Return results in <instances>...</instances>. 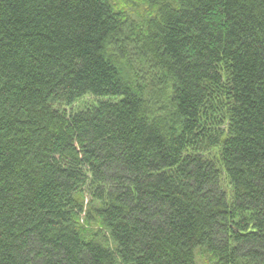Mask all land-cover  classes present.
Wrapping results in <instances>:
<instances>
[{"label":"trees","instance_id":"1","mask_svg":"<svg viewBox=\"0 0 264 264\" xmlns=\"http://www.w3.org/2000/svg\"><path fill=\"white\" fill-rule=\"evenodd\" d=\"M0 0V264H264V0Z\"/></svg>","mask_w":264,"mask_h":264},{"label":"rangeland","instance_id":"2","mask_svg":"<svg viewBox=\"0 0 264 264\" xmlns=\"http://www.w3.org/2000/svg\"><path fill=\"white\" fill-rule=\"evenodd\" d=\"M122 7L126 10L127 14L131 15L135 19L142 17L145 6L141 0H120ZM196 261L198 264H211L210 258L202 251L196 252Z\"/></svg>","mask_w":264,"mask_h":264}]
</instances>
